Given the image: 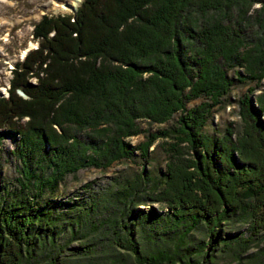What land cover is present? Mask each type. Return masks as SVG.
I'll list each match as a JSON object with an SVG mask.
<instances>
[{
    "label": "trees",
    "instance_id": "16d2710c",
    "mask_svg": "<svg viewBox=\"0 0 264 264\" xmlns=\"http://www.w3.org/2000/svg\"><path fill=\"white\" fill-rule=\"evenodd\" d=\"M32 34L37 47L14 63L8 95L0 96V144L13 143L17 173L16 190L0 187V264H39L42 256L41 264H58L57 253L45 251L54 248L58 220L74 232L78 213L36 202L31 187L52 189L79 168L136 152L145 157L157 137L166 140L167 157L162 183L148 198L169 210L175 237L147 252L130 233L112 242L136 264H197L198 256V264H209L216 240L240 259L264 236V83L250 97L264 77V0H81L73 14H42ZM236 81H254L237 97L239 131L202 132L210 108ZM177 111L172 125L134 144L126 139L142 130L140 120L160 123ZM126 212L160 218L151 206ZM232 218L247 222L246 237L221 232ZM198 223L207 231L204 250L185 239ZM231 237L241 249L231 247Z\"/></svg>",
    "mask_w": 264,
    "mask_h": 264
},
{
    "label": "rangeland",
    "instance_id": "374dc122",
    "mask_svg": "<svg viewBox=\"0 0 264 264\" xmlns=\"http://www.w3.org/2000/svg\"><path fill=\"white\" fill-rule=\"evenodd\" d=\"M61 1L65 0H0V96L8 95L9 81L13 77L12 69L9 71L10 65L23 59L25 53L38 45L39 37L32 34L33 23L43 13H71L70 9L57 7ZM257 5L255 2L252 6ZM31 41L34 42L33 45ZM233 70L229 68L228 75H232ZM29 80L34 82L36 78L31 76ZM263 83L264 77L250 93V97L261 89ZM248 86H254V81L234 82L228 92L221 96L220 101L210 108L201 131L221 134L226 126H230L233 130L231 136H234L241 124L237 114V97L241 96ZM15 92L26 97L18 88ZM204 98L200 96L190 99L186 101L185 107H190ZM178 114L179 111L160 123L140 120L142 130L127 136L126 139L132 144L137 143L144 139L147 131L172 125ZM165 141L160 137L153 140L145 157L136 152L131 158L113 159L106 166H87L66 173L52 189L45 186L40 189L30 188L36 202L47 199L53 201L51 207L55 212L69 211L79 215L78 220L72 224L73 233L70 232V225L62 226L63 223L68 224L67 220H58L57 228L61 230L53 233V250L50 251L51 245L47 243L45 251L57 253V259L60 261L58 264H110V258H115L114 264H136L129 250L111 241V238L117 237L120 240L125 239L128 233L132 234L133 241L142 252L173 241L175 234L170 229L173 225L170 224L169 210L163 203L148 198L150 190L162 183L167 157L164 150ZM180 146L187 156V145L181 142ZM12 147L13 143L7 138L0 144V187L16 190L15 160L9 152ZM130 200L132 202H129ZM126 206L143 211L151 206L160 213V218L151 222L144 215L130 216L126 212ZM45 227L47 232L54 230L51 225ZM220 227L222 233L232 234L233 237L235 234L237 238L246 237L249 233L247 222L234 218L225 221ZM206 234L205 226L198 223L186 232L185 239L191 248L200 243L201 250H204ZM230 245L241 249L239 242L234 238L230 239ZM221 246L222 241L216 240L215 251L212 246L207 249L209 264H264V252L244 256L246 252L264 247V236L253 239L240 259L233 256L234 253L229 247L221 249ZM212 251L214 252L210 255ZM43 260L42 256L39 264ZM200 261L198 256L197 264Z\"/></svg>",
    "mask_w": 264,
    "mask_h": 264
},
{
    "label": "bare ground",
    "instance_id": "6f19581e",
    "mask_svg": "<svg viewBox=\"0 0 264 264\" xmlns=\"http://www.w3.org/2000/svg\"><path fill=\"white\" fill-rule=\"evenodd\" d=\"M80 3V0H72V1H68V0H65V1H61V4L59 3V8H65V9H70L71 11H74V9L77 7V5ZM32 42V41H31ZM34 42H32L31 45H33Z\"/></svg>",
    "mask_w": 264,
    "mask_h": 264
}]
</instances>
